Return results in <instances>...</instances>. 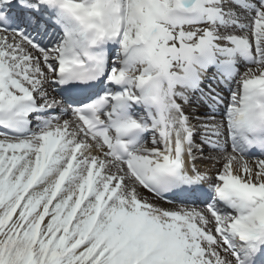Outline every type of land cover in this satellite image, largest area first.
Instances as JSON below:
<instances>
[{
  "label": "snow or ice",
  "instance_id": "snow-or-ice-1",
  "mask_svg": "<svg viewBox=\"0 0 264 264\" xmlns=\"http://www.w3.org/2000/svg\"><path fill=\"white\" fill-rule=\"evenodd\" d=\"M0 264H264V0H0Z\"/></svg>",
  "mask_w": 264,
  "mask_h": 264
}]
</instances>
